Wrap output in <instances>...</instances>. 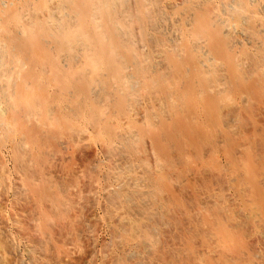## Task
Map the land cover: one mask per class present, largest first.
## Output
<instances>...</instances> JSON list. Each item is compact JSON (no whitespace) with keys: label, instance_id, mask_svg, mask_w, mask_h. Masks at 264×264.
<instances>
[{"label":"bare ground","instance_id":"6f19581e","mask_svg":"<svg viewBox=\"0 0 264 264\" xmlns=\"http://www.w3.org/2000/svg\"><path fill=\"white\" fill-rule=\"evenodd\" d=\"M0 264H264V0H0Z\"/></svg>","mask_w":264,"mask_h":264}]
</instances>
